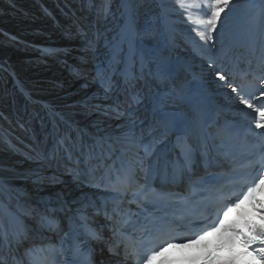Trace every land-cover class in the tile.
Masks as SVG:
<instances>
[{"label":"bare ground","instance_id":"1","mask_svg":"<svg viewBox=\"0 0 264 264\" xmlns=\"http://www.w3.org/2000/svg\"><path fill=\"white\" fill-rule=\"evenodd\" d=\"M233 4L205 42L188 21L206 19L204 8L174 0H0V238L90 210L92 189L58 163L108 142L137 152L165 64L218 107H245L226 71L256 55L264 67V0Z\"/></svg>","mask_w":264,"mask_h":264},{"label":"snow or ice","instance_id":"2","mask_svg":"<svg viewBox=\"0 0 264 264\" xmlns=\"http://www.w3.org/2000/svg\"><path fill=\"white\" fill-rule=\"evenodd\" d=\"M174 2L178 9L185 11L190 8H204V14L207 17L206 19H193L192 15L189 14L188 21L192 24L202 25L204 27L205 30L197 32V35L200 40L205 42L213 39V33L217 31V25L221 20V14L225 9L228 8L229 5L234 7L233 0H204L203 6L199 0H191V2H189V0H174ZM226 18L227 17H225V19ZM193 30L195 31V29ZM219 78L221 80L225 79L223 75H220ZM232 91L237 92L238 90L237 88H232ZM240 103L252 109V112L249 113V115L252 116L255 127L264 128V105L254 107L248 99H244L242 96L240 97ZM261 191H264V175L259 176L255 181L254 187L248 188L242 198H238V200L231 206L226 207V210L221 209V211L217 213L218 217H221L222 213V217L219 218L217 222H214L215 226L212 227L211 230H204L202 234L197 235L193 240H188L187 243H199L217 233L232 232L234 234L232 237L233 242H239L246 248L258 242L261 247L259 249H253V251H257L261 260H264V228H257L256 225L249 222L245 227L254 231L245 234L244 231L229 221V217L234 211L239 209L241 205L250 198H254V196ZM172 239V237L168 236L161 237L160 244L157 245L156 249L151 250L149 254H146L143 264H154L157 258L162 256L167 248L177 247V244L170 242ZM162 264H174V262L164 261Z\"/></svg>","mask_w":264,"mask_h":264},{"label":"rangeland","instance_id":"3","mask_svg":"<svg viewBox=\"0 0 264 264\" xmlns=\"http://www.w3.org/2000/svg\"><path fill=\"white\" fill-rule=\"evenodd\" d=\"M202 69H203V67H202ZM232 98V97H231ZM43 195V194H42Z\"/></svg>","mask_w":264,"mask_h":264}]
</instances>
